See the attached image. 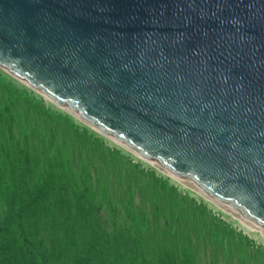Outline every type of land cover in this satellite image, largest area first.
<instances>
[{
	"label": "water",
	"instance_id": "obj_1",
	"mask_svg": "<svg viewBox=\"0 0 264 264\" xmlns=\"http://www.w3.org/2000/svg\"><path fill=\"white\" fill-rule=\"evenodd\" d=\"M0 70L264 233V0H0Z\"/></svg>",
	"mask_w": 264,
	"mask_h": 264
},
{
	"label": "trees",
	"instance_id": "obj_2",
	"mask_svg": "<svg viewBox=\"0 0 264 264\" xmlns=\"http://www.w3.org/2000/svg\"><path fill=\"white\" fill-rule=\"evenodd\" d=\"M244 240L0 70V264H246Z\"/></svg>",
	"mask_w": 264,
	"mask_h": 264
},
{
	"label": "rangeland",
	"instance_id": "obj_3",
	"mask_svg": "<svg viewBox=\"0 0 264 264\" xmlns=\"http://www.w3.org/2000/svg\"><path fill=\"white\" fill-rule=\"evenodd\" d=\"M45 102H47L44 99ZM48 103V102H47ZM51 104V103H49ZM79 122V121H78ZM81 123V122H80ZM83 124V123H82ZM92 130V129H91ZM94 131V130H92ZM95 132V131H94ZM96 134H98L96 132ZM100 137L104 138L107 140V144L109 146H116L123 150L124 154L132 159L135 163H138L142 165L143 168L149 171H156L160 177L169 180L172 184H175L176 186L179 187V189L191 197L197 199L199 202L205 204L211 211L212 213L218 217L220 220L225 222L228 226L236 230L238 233H241L244 237L245 240L240 242L237 241L235 242V251L240 254L243 258L246 264H264V233L237 220L236 217L228 212L227 210L217 206L214 202L209 201L208 199L202 197L200 194L195 192L192 187L183 184L168 175L160 172L158 169L153 167L151 164L148 162L138 158L136 155L132 154L131 152L121 148L119 145L116 143L110 142L107 138L103 137L102 135L98 134ZM240 252V253H239ZM201 264H210L209 260H207L206 257H202L201 259Z\"/></svg>",
	"mask_w": 264,
	"mask_h": 264
},
{
	"label": "bare ground",
	"instance_id": "obj_4",
	"mask_svg": "<svg viewBox=\"0 0 264 264\" xmlns=\"http://www.w3.org/2000/svg\"><path fill=\"white\" fill-rule=\"evenodd\" d=\"M195 191H196V189H195ZM198 194H201V196H202V193H200V192H198V190L196 191ZM216 204V203H215ZM221 207V206H220ZM224 209V208H223ZM226 210V209H225ZM228 212H230L231 214H233L234 216H235V213H233V212H231V211H229V210H227Z\"/></svg>",
	"mask_w": 264,
	"mask_h": 264
}]
</instances>
